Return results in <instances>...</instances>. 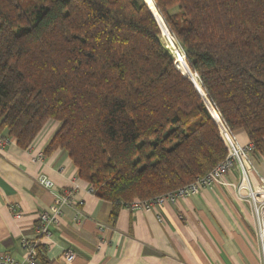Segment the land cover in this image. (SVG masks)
I'll list each match as a JSON object with an SVG mask.
<instances>
[{
    "label": "trees",
    "instance_id": "trees-1",
    "mask_svg": "<svg viewBox=\"0 0 264 264\" xmlns=\"http://www.w3.org/2000/svg\"><path fill=\"white\" fill-rule=\"evenodd\" d=\"M152 2L0 0V132L27 148L60 122L48 150L120 206L221 162L218 116L264 153V0Z\"/></svg>",
    "mask_w": 264,
    "mask_h": 264
},
{
    "label": "crops",
    "instance_id": "crops-1",
    "mask_svg": "<svg viewBox=\"0 0 264 264\" xmlns=\"http://www.w3.org/2000/svg\"><path fill=\"white\" fill-rule=\"evenodd\" d=\"M60 125L48 120L27 148L0 132V254L23 259L21 241L36 239L38 215L55 205L57 192H71L69 202L58 205L50 236L39 238L37 264H262L253 211L235 194L237 168L228 171L227 185L212 184L152 210H130L91 192L67 151L48 150ZM234 135L241 145L251 142L243 130ZM247 164L255 169L249 183L256 186L264 178V153L252 150ZM40 174L53 181L51 189L38 184ZM67 250L74 252L71 261Z\"/></svg>",
    "mask_w": 264,
    "mask_h": 264
},
{
    "label": "built area",
    "instance_id": "built-area-1",
    "mask_svg": "<svg viewBox=\"0 0 264 264\" xmlns=\"http://www.w3.org/2000/svg\"><path fill=\"white\" fill-rule=\"evenodd\" d=\"M213 118L215 119L214 116ZM215 121L219 126L222 139L227 148V154L221 162L207 173L197 176L193 181L183 186L150 198L134 199L126 203L123 207L130 210L142 209L148 211L166 202L175 203L182 197H189L197 194L203 187L216 183L227 185L226 175L228 171L232 168H237L240 172L241 180L233 184L235 194L239 200L248 203L253 211L256 220L255 239L260 262L264 264V178H260L256 186L250 185L249 173L252 174L255 172V169L247 164L248 155L253 150L254 145L252 142L241 145L236 140L234 133L224 126L219 116L218 120L215 119ZM38 158H41V154L38 155ZM246 165H248V167H246ZM37 182L46 189H51L54 185L53 181L44 174H40L37 177ZM90 191L93 192L91 187ZM70 198L71 192H57L54 198L55 205L50 207L49 212H42L37 217L35 225L36 239H23L21 241V247L25 250V257L18 260L8 253H2L0 254V264H37L38 254L36 250L39 238L50 236V225L55 222L57 215L60 213L58 205L68 203ZM158 220L161 221L159 216ZM64 256L67 261H71L74 258V252L67 250Z\"/></svg>",
    "mask_w": 264,
    "mask_h": 264
},
{
    "label": "rangeland",
    "instance_id": "rangeland-1",
    "mask_svg": "<svg viewBox=\"0 0 264 264\" xmlns=\"http://www.w3.org/2000/svg\"><path fill=\"white\" fill-rule=\"evenodd\" d=\"M161 17V16H160ZM169 31V30H168ZM170 33V32H169ZM161 34H162V32H161ZM170 35H171V33H170ZM172 36V35H171ZM172 38L174 39V37L172 36ZM172 38H170V37H166V38H163L162 36H161V41L163 42V45H164V47L166 48V49H168L169 51H170V49L171 50H174V57H175V59H176V62H178V63H182L183 62V59H182V56H181V54H180V52L178 51V48H179V46L177 45V43H175L174 42V40L172 39ZM180 49V48H179ZM180 51L183 53V51L180 49ZM171 54H172V56H173V53L172 52H170ZM183 55H184V53H183ZM175 59H174V62H175ZM184 59H185V55H184ZM185 62H186V60H185ZM186 65L188 66V64H187V62H186ZM188 68H189V66H188ZM191 71V70H190ZM192 72V71H191ZM194 74V73H193ZM195 75V74H194ZM197 78V77H196ZM198 80V79H197ZM193 82H194V84L197 86V81L194 79L193 80ZM199 82V81H198ZM200 95H201V93H200ZM202 96V95H201ZM203 98V97H202ZM214 109V108H213Z\"/></svg>",
    "mask_w": 264,
    "mask_h": 264
},
{
    "label": "water",
    "instance_id": "water-1",
    "mask_svg": "<svg viewBox=\"0 0 264 264\" xmlns=\"http://www.w3.org/2000/svg\"><path fill=\"white\" fill-rule=\"evenodd\" d=\"M145 2V1H144ZM151 2H152V0H151ZM146 3V2H145ZM152 4H153V2H152ZM148 5V4H147ZM153 6H154V4H153ZM148 7H149V9L151 10V7L148 5ZM154 8H155V6H154ZM152 11V10H151ZM152 14H153V12H152ZM153 16H154V14H153ZM155 17V16H154ZM155 20H156V18H155ZM157 21V20H156ZM158 23V22H157ZM159 25V24H158ZM180 70V69H179ZM181 71V70H180ZM182 72V71H181ZM184 75V74H183ZM185 77H188L189 78V76H187V75H184ZM190 79V78H189ZM191 80V79H190ZM191 82H193L192 80H191ZM193 84H194V82H193ZM194 86L196 87V85L194 84ZM196 89L198 90V88L196 87ZM199 91V90H198ZM199 93H200V91H199ZM206 104V103H205ZM207 106V105H206ZM207 108H208V106H207ZM210 111V110H209Z\"/></svg>",
    "mask_w": 264,
    "mask_h": 264
}]
</instances>
